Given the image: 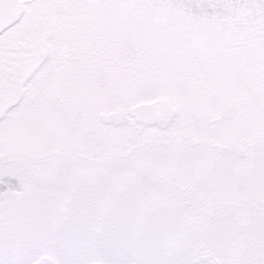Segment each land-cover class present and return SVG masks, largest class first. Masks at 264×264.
Instances as JSON below:
<instances>
[{"label":"snow or ice","instance_id":"snow-or-ice-1","mask_svg":"<svg viewBox=\"0 0 264 264\" xmlns=\"http://www.w3.org/2000/svg\"><path fill=\"white\" fill-rule=\"evenodd\" d=\"M0 264H264V0H0Z\"/></svg>","mask_w":264,"mask_h":264}]
</instances>
